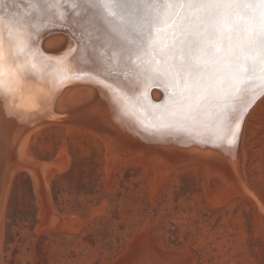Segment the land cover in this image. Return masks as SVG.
I'll list each match as a JSON object with an SVG mask.
<instances>
[{
  "label": "rangeland",
  "instance_id": "rangeland-1",
  "mask_svg": "<svg viewBox=\"0 0 264 264\" xmlns=\"http://www.w3.org/2000/svg\"><path fill=\"white\" fill-rule=\"evenodd\" d=\"M242 143L246 184L264 202V97L247 116ZM30 151L40 162L59 152L69 159L49 182L63 230L34 231L40 219L34 184L27 171L16 173L4 210L1 264H115L144 227L164 250L193 252L196 264H264V243L253 238V204L237 195L208 205L203 163L173 168L157 189L142 164L128 163L107 191L106 146L98 135L49 124L33 133Z\"/></svg>",
  "mask_w": 264,
  "mask_h": 264
},
{
  "label": "water",
  "instance_id": "water-1",
  "mask_svg": "<svg viewBox=\"0 0 264 264\" xmlns=\"http://www.w3.org/2000/svg\"><path fill=\"white\" fill-rule=\"evenodd\" d=\"M32 0H5L0 3L2 14L15 16L27 22L25 31L31 34L29 44L46 57L68 56L76 69L95 71L108 61L110 53H123L126 42L112 31L100 17L88 14L75 15L64 0L63 19L55 8L48 9L44 0L33 10ZM7 34L0 31V37ZM72 50L71 52L69 50ZM40 63V57L37 56ZM121 70L104 74L101 79L111 84L118 94L133 101L143 99L145 82L133 71L136 58L128 61L123 56ZM25 80L52 93L53 108L50 114H37L30 121L17 120L0 109V264L2 258L3 214L12 176L27 171L33 181L40 207V219L34 231L54 227L62 231V218L52 206L49 182L54 173L64 172L69 159L58 153L49 163L37 162L29 154V137L44 125L59 124L68 130L85 129L98 135L106 146L107 191L113 174L122 165L140 163L146 170V178L152 189L161 187L171 170L179 165L200 162L204 165V194L210 206H220L237 195L247 198L255 208L254 237L264 243V202L246 184L243 163V132L247 116L264 97L260 85L257 95L243 110L238 130L228 140L210 139L208 133L197 132L189 137L185 133L157 132L150 125L141 123L140 109L124 114L113 93L93 82L89 77L65 79L53 85V77L47 67ZM147 97L154 105L167 100L165 87L159 81H149ZM170 91V89H169ZM197 256L190 250L169 252L157 245V240L146 233V228L127 244L125 253L115 264H196Z\"/></svg>",
  "mask_w": 264,
  "mask_h": 264
},
{
  "label": "snow or ice",
  "instance_id": "snow-or-ice-1",
  "mask_svg": "<svg viewBox=\"0 0 264 264\" xmlns=\"http://www.w3.org/2000/svg\"><path fill=\"white\" fill-rule=\"evenodd\" d=\"M5 0H0L4 3ZM63 19L64 0H44ZM73 14L100 16L126 42L123 53H110L98 70L76 69L68 56L46 57L32 49L24 29L27 16L6 17L0 9V61L7 60L23 77L44 67L53 85L89 77L108 88L124 114L136 108L141 123L157 132L208 133L221 141L234 137L243 110L264 94V0H68ZM32 9L40 0H32ZM72 51L71 49L69 50ZM40 57V63L37 62ZM123 56L145 82L143 99L118 94L101 76L121 70ZM149 81H159L167 100L154 105L147 97ZM170 89V91H169Z\"/></svg>",
  "mask_w": 264,
  "mask_h": 264
},
{
  "label": "clouds",
  "instance_id": "clouds-1",
  "mask_svg": "<svg viewBox=\"0 0 264 264\" xmlns=\"http://www.w3.org/2000/svg\"><path fill=\"white\" fill-rule=\"evenodd\" d=\"M52 108L49 90L25 80L7 60L0 61V109L27 122L37 114H50Z\"/></svg>",
  "mask_w": 264,
  "mask_h": 264
},
{
  "label": "bare ground",
  "instance_id": "bare-ground-1",
  "mask_svg": "<svg viewBox=\"0 0 264 264\" xmlns=\"http://www.w3.org/2000/svg\"><path fill=\"white\" fill-rule=\"evenodd\" d=\"M59 125V124H58ZM45 126H48V125H44L43 127H45ZM61 126H63V125H61ZM42 128V127H41ZM40 128V129H41ZM68 129V128H67ZM34 132H36V131H34ZM33 132V133H34ZM33 133L31 134V136L33 135ZM31 136L29 137V154H30V156L35 160V161H37L33 156H32V154H31V151H30V139H31ZM243 151H244V149H243ZM245 153V152H244ZM246 154V153H245ZM37 162H40V161H37ZM21 171H24V170H21ZM21 171H19V172H21ZM18 173V172H17ZM16 175V174H15ZM15 175H13L12 176V179H11V183H10V187H9V191H8V195H7V199H6V204H5V209H6V205H7V201H8V197H9V194H10V190H11V186H12V180H13V178H14V176ZM244 198V197H243ZM249 201V200H248ZM4 214H5V212H4ZM4 214H3V219H4ZM3 219H2V223H3ZM2 238H3V236H2Z\"/></svg>",
  "mask_w": 264,
  "mask_h": 264
}]
</instances>
